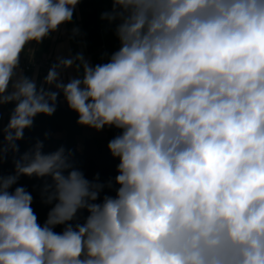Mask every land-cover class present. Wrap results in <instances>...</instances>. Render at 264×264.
Returning <instances> with one entry per match:
<instances>
[{"label":"clouds","instance_id":"1","mask_svg":"<svg viewBox=\"0 0 264 264\" xmlns=\"http://www.w3.org/2000/svg\"><path fill=\"white\" fill-rule=\"evenodd\" d=\"M81 2L0 0V264H264V0H106L118 50L57 56L38 83L22 57ZM61 95L78 125L120 130L114 180L40 139L20 152ZM21 177L42 180L43 223Z\"/></svg>","mask_w":264,"mask_h":264},{"label":"crops","instance_id":"2","mask_svg":"<svg viewBox=\"0 0 264 264\" xmlns=\"http://www.w3.org/2000/svg\"><path fill=\"white\" fill-rule=\"evenodd\" d=\"M110 8L111 4L106 2V0H82L75 9L73 21L71 23L62 25L60 30L53 33L52 37L46 39L42 45H33V47H37L38 49L35 56L51 55L56 59L57 56L75 55L77 52H82L85 58L93 65L106 62V58L101 59L104 53L110 55L119 48L118 40L114 35L115 24L109 26L107 21H102L100 19L101 14ZM74 27L80 29V35L76 36L74 39H70L71 30ZM26 54L28 55V53ZM24 71L25 74L29 76L35 75L38 83H42L43 78L47 74H44L38 69L32 70L24 68ZM74 75H76V73L72 69L62 73V77L65 81ZM12 107H14V105L11 104L4 106L2 119H0V127H6ZM51 117L44 115L37 116L34 120L33 127L36 130L47 129ZM76 121L77 119L73 117H61V122L65 130L77 131L79 133L78 148L80 151L84 150L83 140L85 136L105 138L109 135L110 131L120 132V130L115 128H105L97 132L94 129L78 125Z\"/></svg>","mask_w":264,"mask_h":264},{"label":"trees","instance_id":"3","mask_svg":"<svg viewBox=\"0 0 264 264\" xmlns=\"http://www.w3.org/2000/svg\"><path fill=\"white\" fill-rule=\"evenodd\" d=\"M68 116L78 119L75 112L70 109H63L57 105L56 112L52 115L48 122L47 129L36 130L34 127L25 130V137L22 141L18 142L20 146V152L23 153L29 147L34 145L37 139L44 142L43 151L45 153L53 152L59 147L63 146L66 150H71L74 153L73 159L76 166L84 172L88 179H92L97 174L101 181H107L113 179L118 174L116 171L119 163L118 159H114L108 151L107 144L119 133L117 131H110L109 135L105 138L85 136L83 140V151L78 148L79 136L77 131L65 130L64 125L61 122V117ZM45 133H49L48 138H45ZM60 134V135H57ZM13 171V165L11 158H9L3 164V173L9 174ZM42 184V180L35 177H21L18 186H24L34 196L33 208L38 216V220L43 223L46 218L47 207L40 203L39 199V186ZM104 193H102L103 195ZM113 194L114 193H108ZM58 227L56 231H60Z\"/></svg>","mask_w":264,"mask_h":264},{"label":"built area","instance_id":"4","mask_svg":"<svg viewBox=\"0 0 264 264\" xmlns=\"http://www.w3.org/2000/svg\"><path fill=\"white\" fill-rule=\"evenodd\" d=\"M25 55L27 56V54L25 53ZM56 62L55 57L51 56V55H43V56H35V65H31L28 63L27 59L22 57L21 59V65L25 68V69H38L40 71H42L44 74L47 73L49 67ZM59 105L63 108V109H69L66 102L63 99V96L59 97Z\"/></svg>","mask_w":264,"mask_h":264}]
</instances>
